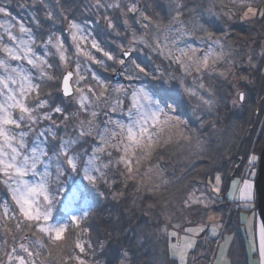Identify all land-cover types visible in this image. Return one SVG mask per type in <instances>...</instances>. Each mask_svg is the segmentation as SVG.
<instances>
[{
	"label": "rangeland",
	"instance_id": "1",
	"mask_svg": "<svg viewBox=\"0 0 264 264\" xmlns=\"http://www.w3.org/2000/svg\"><path fill=\"white\" fill-rule=\"evenodd\" d=\"M76 1L0 0V7H4L8 13V15L0 13V42L11 43L6 35L8 31H11L13 35L20 39L27 40V35L19 32V25L23 24L31 31L34 40L32 47L35 53L43 57L48 65H51V67H46L48 75L40 78L39 68L27 64L26 61H10L14 67L23 66L33 77V83L40 84L39 96L32 93L26 100L27 105L35 109L33 115L37 117L38 122L29 127L28 121L25 120L21 129H13V131H26L28 133L26 141L29 145L38 139L46 141L50 150L58 149L59 141L62 138L78 137L79 142L74 145V149L82 155L86 152L87 155H84L86 160L88 156L92 155L93 149L100 146V141L95 137V134L80 137V122L84 121V126L87 128V121L92 119L91 113L96 112L95 124L97 126L101 129L107 126L110 130L109 135L111 131L119 133V127L106 122L111 120L128 124L132 92L133 90L143 89L150 100L141 99L142 112L145 115L155 112L157 104L163 109V112L158 113L160 123L156 129L157 137H154L156 142L151 155L147 158H143L142 152L133 149H129L125 153L123 151L124 145H120V151H117L115 147H106L103 152L96 153L98 156L96 165L99 166L100 171L90 173V175L98 177L95 183L85 178L82 163L79 164L78 170H74L65 164L63 173L58 177L55 167L50 169L49 189L54 199L48 221L41 220L38 223L41 226L64 225L66 230L60 240H54L41 233L36 227L37 222L25 220L12 200L8 187L1 183L3 190L0 192V264H18L15 259L9 261V254L24 256L26 259H35L36 264H79L76 257L83 260L84 264H108V257L102 250L106 245V240L97 238L95 230L92 228L90 230L88 225L97 203H102L101 201L106 197L105 192L98 187L99 181L109 182L108 171L110 166H120L122 169L121 176L124 180L133 182L136 190H149L151 192L159 190L169 179L166 178L159 165L153 161L155 150L173 140L188 141L191 142L193 147H197L198 139L201 137L200 133H197L194 128L191 130V122L179 113L174 98L178 99V94L182 92L189 94L191 100L186 105L185 113L187 115L208 116L210 111L203 110L202 112L199 110L203 105L211 107V103H205L206 100L212 102L210 97L211 85L204 82L206 75L227 79L230 82L229 106L232 112L246 114V116L239 119L240 122L237 125L232 124L230 126V131L222 132V139L231 133L230 139L234 134L235 138L241 140L246 132V129H244L245 124L253 120V127L259 114L261 115L259 118L260 123L264 117V100L260 103L256 115L255 113L253 115L252 112L258 94H262L260 100L264 98V77L254 87L253 103H250L251 96L248 90L250 86L253 87V84H251L253 80L248 76H241L237 73L236 51L226 40L227 34L225 32L220 36L211 35V37H209V33L202 32V35L198 34L199 29H205L206 26L200 21L202 13H197L193 18L190 17L184 20L179 4L176 2L172 7L173 9H171V18L161 24L160 20L158 21L157 18L156 20L153 17L155 16L153 15L155 13L154 6L151 4L142 6L140 0H110L107 2L104 0H83L82 4ZM229 1L233 4L251 5L252 8L256 9L254 16L245 17L244 13L248 7L245 8L239 15V20L242 21L261 17L260 12L264 11L261 5L260 7L256 5L259 0ZM130 8L133 10L129 11ZM152 11L154 13H151ZM164 12L167 13V11ZM73 13L76 16H73ZM82 13L92 14L94 20H80L77 15H82ZM218 13L213 7L210 11L207 9L205 14L212 15L210 17L215 18L220 16ZM70 23L77 24L78 30L70 28ZM109 23L112 27H109ZM135 25L141 27L142 31L140 33L134 30ZM74 31L77 36L75 41L72 35ZM261 33L258 43L243 47L245 54L242 65L252 72H255L259 67L260 72L264 75V30L261 29ZM50 38L52 44L46 45L45 42ZM57 38H59V43L64 48L66 59L63 61L54 46ZM92 41L99 44L114 59L109 60L103 55V52H97L92 47ZM77 45L80 49L90 52L97 59L102 60L103 65L88 60L82 52H78ZM190 49H196V57L199 58H202L206 52L210 51L212 53L207 67H200L196 62V57L193 58V61H189L182 55L181 50L188 53V55H192ZM123 50L132 51V54L126 60L121 55ZM230 55H233V60L229 59ZM0 56H3V53H0ZM144 59L149 62L147 67L142 64ZM120 60L125 63L120 64ZM133 61H135V64ZM77 64L80 65L79 70ZM136 64H139L144 72H140L136 68ZM68 68L73 70L72 85L74 93L71 97L64 98L59 92V80L62 72ZM198 68L199 70H197ZM117 69L119 70V79L115 81L111 76ZM129 75H131V79L128 78ZM48 76H51V79ZM80 76H83L84 79L81 80ZM94 76L96 77L95 80L93 79ZM171 78L175 80L177 85L173 98L163 100L150 90V84L153 87L152 82L169 81ZM97 81L103 82L106 86L105 89H101ZM90 86L95 88L97 93L102 90L105 91V95L100 97L98 101L88 91ZM118 88L122 91H115ZM78 89L89 97L86 102V110L81 109L78 103L80 97ZM239 91L244 94L242 102L237 99ZM38 100H47V107L37 108ZM118 100L123 103L117 104ZM58 106L62 109V112L53 111ZM113 107H116L115 111L112 110ZM45 112L51 113V119H41ZM164 113H167V115ZM13 115L18 117L20 113L16 110ZM133 116L138 118L135 110H133ZM181 121L183 123H180ZM149 124H151V121H149ZM252 127L249 129L250 131ZM48 128L56 133L54 137L52 135L38 137V133ZM258 131L257 128L248 150L243 153L245 154L244 158L239 162L237 161V172L234 173L233 177H231V173L234 168L229 174L230 178H224L221 174L214 173L207 178L208 186L206 188L202 184L196 185V182H193L190 188L184 189V195L180 193L183 196L182 201L179 203L183 215L171 214L173 216L166 218V223L162 226L163 236H165V231H168V241L166 243L168 257L174 259L175 264H188V260L191 264H195L197 260L203 262L204 259H206L205 262L197 264H230L227 252L233 237L229 230L232 229L234 232L235 229L232 228L234 223L236 230L237 228L244 230L246 256H251L255 252V258L250 262L248 257L247 264H260L256 234L258 220L255 209L256 193L254 186L259 155V143L256 140ZM111 143L116 144L117 141L114 139ZM109 152H111V156L108 155ZM122 155H127L131 159L130 165L119 162ZM252 155L256 156V160L249 167V157ZM129 167L132 169L131 172L128 171ZM41 171H43L42 168ZM217 176L220 177L218 184ZM0 179H3V177H0ZM25 179L31 181L33 177L29 175ZM244 180H248L252 185V199L250 201L239 198L240 188L243 187ZM234 181L237 182L235 188L233 187ZM198 183H201V181ZM216 187L219 188L218 192L214 190ZM109 191L111 198H117L121 194L115 189ZM229 193L232 194L231 197ZM211 196L229 201L225 218L223 215L209 212L205 222L206 225L199 223L188 227L184 231L181 228L183 218H185L183 216L195 217L196 214L191 210L197 211L198 208L200 209L211 202L212 200H209V197L212 198ZM5 205L8 208L6 215ZM73 216L77 218L75 221L72 219ZM228 216L232 220L229 224L227 223L228 220L225 223ZM239 220L241 224L238 226ZM18 222H20L19 228H17ZM214 227L216 228L215 234L212 231ZM199 228H203V231L197 232L196 230ZM189 229L193 231H188ZM104 230L106 231V229ZM201 232L206 233L207 237L203 238L200 235ZM22 237H26V239H22ZM206 239L208 240L206 241ZM35 241L40 243L31 250L33 252L39 251L40 255L38 258L35 256L28 258L27 254L20 250L19 244ZM78 242L84 247V252H81L75 246ZM188 242H192L191 248H186ZM201 242H204V247L199 252H193L197 244ZM205 243L208 244V247L205 246ZM253 247L255 250H253ZM13 248L16 249L15 253H13ZM179 248H185L183 262L174 254V251ZM190 251L192 252L190 253ZM153 259L155 260L154 263L147 261V264H166V262H169L168 258H164L162 255ZM130 263L132 264L129 253L126 248H123L118 253L117 264Z\"/></svg>",
	"mask_w": 264,
	"mask_h": 264
},
{
	"label": "trees",
	"instance_id": "2",
	"mask_svg": "<svg viewBox=\"0 0 264 264\" xmlns=\"http://www.w3.org/2000/svg\"><path fill=\"white\" fill-rule=\"evenodd\" d=\"M82 1L83 0H77L76 2L82 4ZM104 1L107 2L110 0ZM140 1L142 6L150 4L154 6L153 9H155V13L153 11L151 13H154L153 15L155 16H152L154 19L157 18L158 21L160 20L161 24L171 18V9H173L172 7L178 2L179 9H181L183 15L182 19L184 20L190 17L193 18L197 13H202L200 21L206 26L205 29H199V35H202V32H204L211 33V35L214 36H220L225 32V34H227L226 40L236 51L237 73L241 76H248L253 80L251 82L253 87L250 86L248 90L251 96L250 103H253L252 95H254V87L258 85V82L263 79L264 75L260 72L259 67L255 72H252L242 65L245 54L243 47L252 43H258V40L261 38L260 34H262L261 29L262 31L264 30V16L260 15L261 17L246 21L239 20V15L245 8L251 5L233 4L229 0ZM256 5H259V7L261 5L264 8V0L257 1ZM213 7L219 12L218 15L220 16L212 18L210 17L212 15L205 14L207 9L210 11ZM164 11H167V13ZM74 15L75 13H73V16ZM77 17L83 21L94 20L92 14L82 13V15H77ZM133 28L139 33L142 31L141 27L138 25H135ZM233 58V55H230L229 59L233 60ZM148 63L146 59L142 61V64L146 67ZM204 82L211 85L212 91L210 92V97L212 98V102L210 104L211 107L203 105L199 110L202 112L203 110H207V112L210 111L208 116L187 115L185 113L187 109L186 105L189 103L188 101L191 100L189 94L182 92L178 94V99L174 98L179 113L191 122V130L194 128L197 133H200L201 137L198 139L199 143L197 147H193L191 142L188 141L173 140L159 146L155 150L153 161L159 165L164 175H166V178L169 179L159 190L152 192L149 190H136L133 182L123 179L120 166H110L108 171L109 182L99 181L98 187L101 191L105 192L106 197L101 201L102 203H97L92 212L93 217H91L88 225L90 230L91 228L95 230L97 233L95 235L98 236L97 238H104L106 240V245L102 250L108 257V264L118 263V253L123 248L127 249L132 264H147V261L149 263H151V261L154 263L155 260L153 258L161 255L164 258H168L169 262H166V264H175L174 259L168 257L166 244L168 241V231H165V236H163L162 226L166 223V218L173 216L171 214L183 215L181 204H179L183 196H181L180 193L184 195V189L190 188L193 182H196V185L202 184V186L206 188V186H208L207 178L214 173H219L224 178H230L229 174L234 166L238 165V159L241 160L244 158L245 154L243 153L248 150L250 141L252 137H254L257 128L259 129L256 138L259 143L258 151L260 152L264 147V117L260 123V114L253 127V120L245 124L244 129H246V135L244 134L241 140L235 138L234 134L230 139V132L228 136L222 139V132L230 131V126L232 124L237 125L240 122L239 119L246 116V114H236L232 112L229 106L230 82L227 79L206 75L204 77ZM152 85L153 87L150 84V90L163 100L173 98L177 87L173 78L169 79V81L160 80L158 82H152ZM261 97L262 94H258L257 101L254 102V107H252L253 115L254 113L256 115L260 103L264 100V98L260 100ZM251 127L252 129L250 131L249 129ZM248 133L250 134L249 136ZM200 181L201 183H198ZM111 189L121 192L119 197L111 198L109 195V190ZM1 190H3V187L0 183V192ZM209 200L212 201L208 202L200 209L198 208L197 211L191 210L196 214L195 217L185 215L183 216L185 217L183 218L184 221L179 218V220L183 221L181 228L184 231L188 229V227L199 223L205 224L209 212L223 215L225 218L229 201L216 197H209ZM236 217H238V215H236ZM227 220L228 224L232 221L229 216L226 218L225 223ZM240 224L241 222L238 226ZM232 228L235 229L234 232L230 229L229 233L232 235L234 242H230L227 252L229 263L247 264L248 257L250 262L255 258V252L251 256H246V237L244 230L239 228L236 230L235 223L232 225ZM104 229H106V231ZM200 235L203 238L207 237L206 233L204 234L201 232ZM207 240L208 239H206V241ZM209 240L211 239L209 238ZM203 243L204 242L197 244L196 251L194 250L193 252H199L200 249L204 247ZM205 246L208 247V244L205 243ZM191 252L192 251H190V253ZM205 261L206 259L203 260V262ZM199 262L201 261L197 260L195 264ZM188 264H191L189 260Z\"/></svg>",
	"mask_w": 264,
	"mask_h": 264
},
{
	"label": "snow or ice",
	"instance_id": "3",
	"mask_svg": "<svg viewBox=\"0 0 264 264\" xmlns=\"http://www.w3.org/2000/svg\"><path fill=\"white\" fill-rule=\"evenodd\" d=\"M132 10L133 9L131 8L129 9V11ZM0 13L8 15L7 10L4 7H0ZM255 14L256 9L249 6L244 13V16H254ZM260 15L264 16V11H261ZM109 27H112L111 23H109ZM70 28L78 30V25L70 23ZM19 32L23 35H27L28 39H20L13 35L11 31H8L6 35L8 41L11 43L0 42V53H3V56H0V177H3V179H0V183H4L8 187L12 200L19 208V213L25 220L29 222H37L36 227L41 233L48 235L54 240H60L63 238L62 234L66 230L64 225L52 224L41 226L38 223L41 220L45 222L48 221L51 212V204L54 199L49 189V181L51 178L50 169L55 167L56 175L58 177L63 173L65 164L74 170H78L79 164L82 163L85 178L90 182L95 183L98 177L90 175V173L93 171H100L99 166L96 165V160L98 159L96 153L103 152L106 147H115L117 151H120V145H124L123 151L125 153H127L129 149H133L134 151L142 152L143 158H147L151 155L156 142L154 137H157L156 129L160 123L158 113L163 112V109L157 104L155 112L145 115L142 112L143 105L140 101L141 99L150 100V97H148V94L144 92L143 89L133 90L131 96L132 103L128 112L129 123L124 124L119 121L111 120L106 122L115 124L120 129L119 133L111 131L110 135V130L107 126L101 129L95 124L97 114L96 112H92V119L87 121V128L84 126V121L80 122L79 136H93V134H95V137L100 141V146L94 148L92 155L88 156L86 160L84 159V155H87L86 152L82 155L74 149V145L79 142L78 137L67 139L62 138L59 141L58 149L50 150L47 147L46 141H41L39 139L29 145L26 141L28 133L24 130L15 132L13 129H21L25 120L28 121L29 127L38 122L37 117L33 115L35 109L30 108L27 105L26 100L32 93H36L37 96H39L40 84L33 83V77L23 66L14 67L10 61H26L27 64L39 68L40 78L48 75L46 67H51V65H48L43 57L35 53L32 47L34 40L30 29L26 28L23 24H20ZM72 35L73 40L75 41L77 39L76 32L74 31ZM209 37H211V33H209ZM45 44H52L51 38L46 41ZM54 46L60 54V59L62 61L65 60L64 48L63 45L59 43V38H57ZM92 47L95 48L97 52H103V55L109 60L114 59L112 55L104 51L95 41H92ZM77 49L78 52H82L88 60L103 65L102 60L97 59L90 52L80 49L79 45H77ZM190 51L192 55H188V53L181 50L182 55H184L189 61H193V58L196 57V49H190ZM124 54L127 55V52ZM211 56L212 53L210 51L206 52L202 58L196 57V62L200 67H207ZM119 63L123 65L125 62L120 60ZM133 63L135 64V61H133ZM79 67L80 65L77 64L78 70ZM136 68H138L140 72H144V69L140 67L139 64H136ZM197 70H199V68ZM77 74H79V72H77ZM72 75L73 73L69 71L63 77V91L66 96L72 94L69 85V80ZM48 78L51 79V76H48ZM128 78L131 79V75H129ZM80 79L83 80L84 77L80 76ZM93 79L95 80L96 77L94 76ZM77 83H79V81H77ZM97 83L101 89H105L106 86L103 82L97 81ZM78 91L80 92L78 103L80 104L81 109L86 110V102L89 100V97L85 96L82 90L78 89ZM88 91L92 93L98 101L100 100V97L105 95V91L102 90L97 93L96 89L91 86L88 88ZM115 91L120 92L122 89L118 88L115 89ZM238 99L243 101L244 94L238 93ZM121 103L123 102L119 100L117 101V104ZM205 103H211V101L206 100ZM47 104V100H38L36 106L37 108H45L47 107ZM16 110L20 113L18 117L13 115V112ZM112 110L115 111L116 107H113ZM133 110H135L138 118L133 116ZM53 111L62 112V109L58 106L53 109ZM164 114L167 115V113ZM41 119H51V113L45 112ZM65 119H67V117H65ZM149 121H151V124H149ZM180 123L183 122L181 121ZM48 135L54 137L56 133L52 131L51 128L44 129L38 133V137ZM114 139L117 141L116 144L111 143ZM108 155L111 156V152H109ZM255 160V155L249 157V167H251L252 162ZM119 162L130 165L131 159L127 155H122L119 158ZM41 168L43 171H41ZM128 171H132L131 167L128 168ZM29 175L33 177L31 181L25 179V177H28ZM216 179L218 184L220 177L217 176ZM236 184L237 182L234 181V188ZM214 190L218 192L219 188L216 187ZM229 195L231 197L232 194L229 193ZM41 197L43 198L42 200L40 199ZM239 198L245 201H250L252 199V185L248 180H244L243 187L240 188ZM194 202L196 201L194 200ZM7 211L8 208L7 205H5V215L7 214ZM72 219L75 221L77 218L73 216ZM19 227L20 222L17 223V228ZM188 231L193 230L189 229ZM196 231H203V228H199ZM212 231L213 234H215L216 228L214 227ZM53 233L55 234L54 236ZM22 239H26V237H22ZM39 243V241L29 242L27 244L20 243L19 248L27 254L28 258H32L33 256L38 258L40 255L39 251L33 252L31 249L39 245ZM75 246L79 248L81 252H84V247L81 243L78 242ZM191 247L192 242H188L186 248ZM253 250H255L254 247ZM15 252L16 249L13 248V253ZM174 254L183 262L185 248L176 249ZM259 255L260 264H264V229L261 230L260 234ZM8 258L9 261L15 259L18 264H36L35 259H26L24 256L20 255L14 256L13 254H9ZM76 259L79 261V264H84V261L80 260L79 257H76Z\"/></svg>",
	"mask_w": 264,
	"mask_h": 264
},
{
	"label": "water",
	"instance_id": "4",
	"mask_svg": "<svg viewBox=\"0 0 264 264\" xmlns=\"http://www.w3.org/2000/svg\"><path fill=\"white\" fill-rule=\"evenodd\" d=\"M127 52V55L124 53ZM132 54L131 50H123L121 52V55L124 60H126L130 55ZM71 71L73 73V70L71 68H68L64 70L61 74L60 80H59V92L62 97L68 98L71 97L74 93V87L72 85V78L73 75L71 76L69 80V85L71 88V95L66 96L63 91V77ZM112 79L117 81L119 79V70L117 69L115 73L112 74ZM238 93H243L242 91H239ZM238 99V95H237ZM239 102H242L238 99ZM240 159H238V162ZM237 172V165L234 167L233 172L231 173V177L234 176V173ZM254 186H255V193H256V200H255V207H256V212H257V219L258 222L261 225V229H264V147L260 150L259 155H258V160H257V169H256V176L254 179Z\"/></svg>",
	"mask_w": 264,
	"mask_h": 264
},
{
	"label": "bare ground",
	"instance_id": "5",
	"mask_svg": "<svg viewBox=\"0 0 264 264\" xmlns=\"http://www.w3.org/2000/svg\"><path fill=\"white\" fill-rule=\"evenodd\" d=\"M261 225L259 222H257V231H256V234H257V240H258V248L260 247V234H261Z\"/></svg>",
	"mask_w": 264,
	"mask_h": 264
},
{
	"label": "built area",
	"instance_id": "6",
	"mask_svg": "<svg viewBox=\"0 0 264 264\" xmlns=\"http://www.w3.org/2000/svg\"><path fill=\"white\" fill-rule=\"evenodd\" d=\"M236 206H238L237 204H235Z\"/></svg>",
	"mask_w": 264,
	"mask_h": 264
}]
</instances>
